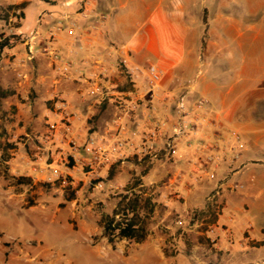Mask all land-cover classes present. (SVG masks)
I'll use <instances>...</instances> for the list:
<instances>
[{"label":"crops","instance_id":"0c3cea01","mask_svg":"<svg viewBox=\"0 0 264 264\" xmlns=\"http://www.w3.org/2000/svg\"><path fill=\"white\" fill-rule=\"evenodd\" d=\"M81 1L46 2L51 6L37 14L36 24L24 26L32 3L44 2L27 0L31 4L20 9L24 14L21 26L14 27L13 18L6 25V35L18 34L23 38L12 48L1 51L0 60L6 57L18 63L25 60L23 65L27 64V71H21L20 76L23 81L27 80V85L33 84L32 61L27 59L24 35L35 29L45 34L58 22H63L66 25L62 31L51 43L44 40V45L48 43L71 60L79 71L99 69L101 65L114 70L117 60L126 56L134 64H155L164 73L161 88L150 92L140 83L139 91L155 104L156 112L151 116L160 124L165 136L171 133L176 121L171 98L183 91L187 80L195 79L196 95L207 97L209 105L196 110L201 121L205 117L203 124L195 133L191 132L189 138L179 142L175 164L184 173L176 188L188 197L186 206L206 207L209 206L208 194L218 180H222L224 208L218 223L227 224L233 230L232 246L244 252L249 261L253 260L251 264H264V216L258 217L256 222L251 219L254 205L264 210V200L251 202L253 197L260 199L264 190L255 193L254 175H248L251 166L259 163L254 155L261 153L262 148L255 149L245 140L246 133L260 130L253 124L260 123L264 129V112L258 114L252 110L259 104L264 105V3H255V0H91L93 8L106 15L104 25L94 28L93 21L78 13ZM72 23L85 32L80 40L69 32ZM36 59L50 66L51 74L36 80L39 89L46 90L49 100L60 90L57 73L51 57L41 49ZM117 77L114 81L121 84L120 90L128 89L124 85L125 77ZM65 94L81 112L77 123L84 124L87 120L84 108L92 111L94 105L82 101L77 89H68ZM145 113V109H139L137 121L141 125ZM136 128V123L131 122L130 136L135 142L140 138L134 135ZM232 130L238 131V138L231 134ZM209 145L220 153L238 154L234 161L222 162L214 180L199 169L200 158ZM244 235L258 245L247 244Z\"/></svg>","mask_w":264,"mask_h":264},{"label":"rangeland","instance_id":"374dc122","mask_svg":"<svg viewBox=\"0 0 264 264\" xmlns=\"http://www.w3.org/2000/svg\"><path fill=\"white\" fill-rule=\"evenodd\" d=\"M14 1L0 0V13L10 15L12 25L21 22V18L13 15L22 12L11 8L16 4ZM42 1L29 7L24 26L27 23L34 26L37 14L51 6L46 2L56 0ZM23 2L26 6L31 4L27 0ZM254 2L263 5L264 0ZM7 24L0 20V34L7 33ZM31 61L35 81L27 85V80L23 81L20 76L21 71H27V64H17L7 57L0 60V264L252 263L244 252L232 246L235 242L233 230L227 224L218 223L224 200L220 208L186 206L188 197L176 188L184 171L176 168L173 159L132 156L125 163L101 170L103 187H96L97 180L90 182L82 172L76 175L80 183L75 189L47 180L48 172L46 178L35 180L30 155L34 141L45 131V113L50 100L36 80L39 76H48L51 71L48 62L36 58ZM204 69L202 66L201 70ZM57 78L61 79L62 94L68 89H77L72 79L59 74ZM71 105L76 109L73 102ZM93 105L92 111L84 108L87 116L84 124L77 123L83 135L105 132L114 115L115 107L109 104ZM252 110L261 114L264 105L259 104ZM253 126L260 130L246 133L245 140L255 149L262 148L261 153L254 155L259 163L253 164L248 171L249 176L254 175L257 186L254 192L257 193L264 190V129L260 123ZM125 195L129 199L140 196L147 236L142 241L116 237L112 243L105 235L103 217L113 214L121 203L127 204ZM258 200H264V194L260 199L253 197L251 202L260 203ZM259 207L254 205L251 209V219L255 222L264 216V210ZM188 210L195 211L196 216L190 222L191 228L181 227L177 220ZM215 223L229 229L232 244L224 235L218 236V245L213 244L212 238L217 235L211 236L209 229ZM247 244L258 245L251 240Z\"/></svg>","mask_w":264,"mask_h":264},{"label":"built area","instance_id":"2783aa9c","mask_svg":"<svg viewBox=\"0 0 264 264\" xmlns=\"http://www.w3.org/2000/svg\"><path fill=\"white\" fill-rule=\"evenodd\" d=\"M16 12L20 13V9ZM78 13L85 19L93 21L94 28L103 26L106 21V15L93 8L91 0H82ZM65 25L63 22H58L45 34L35 29L24 35L27 59L34 60L41 49L51 57L57 74L72 79L77 84V91L82 101H92L93 104H112L116 113L110 119L105 132L83 135L81 129L77 127L81 112L73 108L65 92L62 94L60 90L56 91L49 100V108L45 113V131L34 141L30 155L33 170L36 172V175H32L33 178L35 180L46 178L45 174L48 172L47 180L58 181L64 187L75 189L80 183L76 175L82 172L90 178V182L97 180L96 187H103L101 170L119 162L125 163L132 156L166 157L176 161L179 142L189 138L191 132L195 133L205 121V117L201 121L196 110L206 109L209 105L207 97L192 96L196 94L194 89L196 80H187L183 91L171 98L176 121L171 133L165 136L160 124L154 122L155 118L151 116L156 112L155 104L146 98L145 93L139 91V85L142 83L148 91L157 92L163 82V71L155 64L147 66L134 64L128 56L118 59L114 70L109 66L101 65L99 69L79 71L74 68L71 60L52 49L48 43L44 45V40L51 43ZM69 32L77 40H80L85 33L76 23L71 24ZM25 62L22 60L17 64L23 65ZM100 63L102 64V62L97 64ZM117 75L125 77L124 85L128 86V89L120 90V84L114 81ZM57 83H61L60 78H57ZM140 108L146 111L142 125L137 121ZM131 122L136 123L137 126L134 131V135L137 134L140 137L137 142L130 136ZM231 134L236 138L239 137L237 130H232ZM204 151L203 157L200 158L199 169L211 180L217 179V169L222 162L229 159L234 161L238 156V154L229 155L227 152L220 153L216 147L210 145ZM223 193V181L218 180L208 195L209 205L220 208ZM195 216V211L188 210L177 220V224L181 227L186 225L190 227V222ZM184 229L189 230L186 227ZM209 233L211 236L217 235L212 238L214 245H218L220 235H224L231 244L233 243L231 232L223 225L212 224ZM244 240L248 241V238L245 237Z\"/></svg>","mask_w":264,"mask_h":264},{"label":"trees","instance_id":"16d2710c","mask_svg":"<svg viewBox=\"0 0 264 264\" xmlns=\"http://www.w3.org/2000/svg\"><path fill=\"white\" fill-rule=\"evenodd\" d=\"M26 7V3L11 5L12 9H21ZM15 12V11H14ZM16 18H24V14H14ZM0 20L9 22L11 20L10 15H2L0 13ZM14 27H20L21 22L13 25ZM21 40V36L18 34L5 33L0 34V52L5 48H12L17 42ZM125 199H128V203L119 205L113 214H106L103 219L105 221V235L108 237L110 242H114L116 237L135 239L142 241L147 236V230L143 223V217L141 215V203L140 196L137 195L134 199H129L128 195H125ZM120 217V219L117 218Z\"/></svg>","mask_w":264,"mask_h":264}]
</instances>
